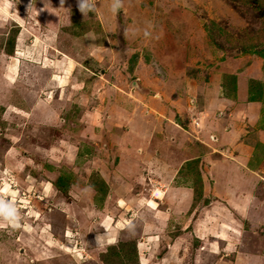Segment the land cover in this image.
<instances>
[{
	"label": "rangeland",
	"instance_id": "1",
	"mask_svg": "<svg viewBox=\"0 0 264 264\" xmlns=\"http://www.w3.org/2000/svg\"><path fill=\"white\" fill-rule=\"evenodd\" d=\"M111 3L84 15L77 0H0V54L18 49L23 25L34 65L0 66V199L21 216L0 220V264H191L194 243L183 256L187 237L175 239L189 212L172 188L195 176L178 169L175 119L178 138L201 139L198 99L225 53L264 83L261 59L241 53L264 58V0ZM22 86L34 90L27 117ZM53 94L63 99L50 105Z\"/></svg>",
	"mask_w": 264,
	"mask_h": 264
},
{
	"label": "crops",
	"instance_id": "2",
	"mask_svg": "<svg viewBox=\"0 0 264 264\" xmlns=\"http://www.w3.org/2000/svg\"><path fill=\"white\" fill-rule=\"evenodd\" d=\"M19 30L22 31L17 33L18 49H14L12 55L1 53L0 66L3 56L13 57L18 67L20 61L33 65L24 47L25 37L31 32L23 25ZM241 53L250 54L248 63L255 61L258 64L260 60L254 58L259 57L260 71L264 70V58L259 52ZM221 59L198 99L204 118L201 139L188 136L185 141L183 136L178 138L185 120L178 115L175 119L179 125L175 130L177 143L185 149V156L177 160L178 169L187 170L186 175L190 177L195 176L187 185L176 184L172 188L175 189L172 198L177 203L175 208L183 206L189 212L187 230L183 228V232L175 237L178 243L187 237V247H182L183 251L178 254H189L193 242L191 264H264V83L248 80L245 71L248 72L250 66L239 71L228 66L231 56L225 53ZM9 66L2 71V77L10 83L11 80L16 82V72L20 69L15 72ZM43 69L46 71L48 67ZM250 74L255 75L253 68ZM196 87L192 86V90ZM22 90H25V101L22 102L25 109L21 114L27 117L29 100L35 98L31 96L34 90L28 86ZM55 91L59 92L58 89ZM62 99L53 94L44 101L53 105L56 103L53 101ZM180 99L175 96V112L186 107ZM210 134L216 139H210ZM188 162L195 165L188 168ZM176 216H179L177 212Z\"/></svg>",
	"mask_w": 264,
	"mask_h": 264
},
{
	"label": "clouds",
	"instance_id": "3",
	"mask_svg": "<svg viewBox=\"0 0 264 264\" xmlns=\"http://www.w3.org/2000/svg\"><path fill=\"white\" fill-rule=\"evenodd\" d=\"M97 0H77V7L84 15L89 12H94L96 9ZM60 4H64V0H60ZM122 5V0H112L111 11L116 13ZM21 219L20 212L14 201L0 199V220L7 222L13 227L18 226Z\"/></svg>",
	"mask_w": 264,
	"mask_h": 264
},
{
	"label": "trees",
	"instance_id": "4",
	"mask_svg": "<svg viewBox=\"0 0 264 264\" xmlns=\"http://www.w3.org/2000/svg\"><path fill=\"white\" fill-rule=\"evenodd\" d=\"M13 51H14V50L11 49V51H7V54H10V55H11ZM256 51H257V50H256ZM257 52H261V51L258 50ZM62 181H63V178L60 177V178L58 179L59 184L62 183Z\"/></svg>",
	"mask_w": 264,
	"mask_h": 264
}]
</instances>
